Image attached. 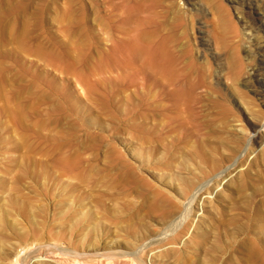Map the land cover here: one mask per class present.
<instances>
[{
  "label": "rangeland",
  "instance_id": "374dc122",
  "mask_svg": "<svg viewBox=\"0 0 264 264\" xmlns=\"http://www.w3.org/2000/svg\"><path fill=\"white\" fill-rule=\"evenodd\" d=\"M116 1L0 0V264H264V0Z\"/></svg>",
  "mask_w": 264,
  "mask_h": 264
},
{
  "label": "bare ground",
  "instance_id": "6f19581e",
  "mask_svg": "<svg viewBox=\"0 0 264 264\" xmlns=\"http://www.w3.org/2000/svg\"><path fill=\"white\" fill-rule=\"evenodd\" d=\"M114 6L116 8V11H118L116 14L119 13L118 14V26H117V29L115 31L117 33L116 40L120 41V43H118V45L114 48V50H115L114 51V53H115L114 62H116L118 67L124 68V69L129 70V71L142 72V71L146 70L145 67L141 66L144 64H140L141 67H139V66L135 65L134 62H135V59L137 57L140 59H142V57H143V60H145V62L148 64L147 67H148L150 72H156L159 74L160 73H168L169 74V73H172V72L179 70V68L177 66L178 59L172 54L171 49L169 50L168 44H167V38L162 37V38L157 39V38L153 37L149 31L147 33V31H146L147 29H145V26H143V22L140 23L137 21L138 18L135 19L136 17L135 18L133 17L134 12L138 11V10L141 11L142 10L141 7H143V6H139L134 1L131 4L127 0H117L116 5L114 4ZM178 6H179V4H178ZM181 8H182V6H181ZM149 9H152V7L151 6L147 7V11ZM137 15H139V14L137 13ZM148 15H149V13H148ZM151 20L154 21L155 19L154 20L151 19ZM151 20H149V21H151ZM154 25H156V24H154ZM152 27H154V26H152ZM155 31H157V30L154 29L153 33H155ZM195 45H196V43H195ZM197 49H199L198 46H197ZM195 53H196V51H195ZM140 59L138 60L139 63L141 61ZM138 61H137V63H138ZM107 68H108V65H107ZM139 72H137V73H139ZM176 73L178 74V72H176ZM153 74H155V73H153ZM177 74H174V76L176 75L178 77V75H180V74H178V75ZM170 76H171V74H170ZM186 78H187V76H186ZM171 80H175V79L172 78ZM162 81H164V79ZM148 82L146 84H148ZM169 83L167 85H165V87L166 86L168 87ZM149 84H150V82H149ZM187 85H189V84H187ZM162 86H159V83H158V87H162ZM139 262H140V264H142L141 261H139Z\"/></svg>",
  "mask_w": 264,
  "mask_h": 264
}]
</instances>
